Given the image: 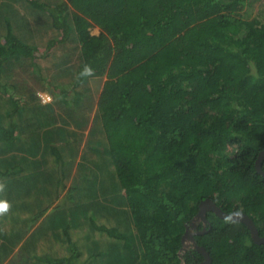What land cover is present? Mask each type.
Returning <instances> with one entry per match:
<instances>
[{
  "label": "trees",
  "instance_id": "16d2710c",
  "mask_svg": "<svg viewBox=\"0 0 264 264\" xmlns=\"http://www.w3.org/2000/svg\"><path fill=\"white\" fill-rule=\"evenodd\" d=\"M254 1L0 0V264H201L181 236L206 197L264 235ZM206 218L211 264H264L245 223Z\"/></svg>",
  "mask_w": 264,
  "mask_h": 264
},
{
  "label": "water",
  "instance_id": "95a60500",
  "mask_svg": "<svg viewBox=\"0 0 264 264\" xmlns=\"http://www.w3.org/2000/svg\"><path fill=\"white\" fill-rule=\"evenodd\" d=\"M263 158H264V148L258 152L257 157L255 159L256 170L264 176V170L261 167V163H262ZM208 210L213 211L219 217H223V218H225L226 216H228L230 214L240 212L241 216L240 217H234V220H238V221L245 223V225L250 230V234H251L252 239L255 242H257V243L264 242V235H259L257 227H256L253 219L246 212H244L242 210L224 211L220 206L217 205V203L212 198L206 197V198L199 201L197 213L190 220L189 224L186 225V228H185V230L181 236V242H182L181 249L186 247V241L191 242L192 245L194 247H196V249L203 254L204 258H203L201 264H211V258L209 256V253L205 250V248L203 246L197 245L195 243L194 237H193L194 228L191 226L193 224L196 225L200 219L205 224L207 222L206 212ZM203 229H204V227H203ZM199 232H201V231H199Z\"/></svg>",
  "mask_w": 264,
  "mask_h": 264
},
{
  "label": "rangeland",
  "instance_id": "374dc122",
  "mask_svg": "<svg viewBox=\"0 0 264 264\" xmlns=\"http://www.w3.org/2000/svg\"><path fill=\"white\" fill-rule=\"evenodd\" d=\"M259 8H263V9H264V0H257V1H254V4H253V6L251 7V10H252L253 13H256L257 10H258ZM99 30H100V28H99L97 25H92V26L90 27V32L93 33V34L98 33ZM65 49H66V48H62V47L58 46L57 49H56V51H55L54 54H53V59H52V56H50V57H47V58H39L38 61H40V62H41L43 65H45V66H50V65H51V66L49 67V69H51V67H52V65H53V63H54V60H55L56 56H59V55L65 50ZM50 71H52V70H49V71H47V72H50ZM104 79H105V75L103 74V75H101V76L99 77V79L97 80L98 82H94V83H93V90H94L95 95H97V93L99 92L100 87H101V85H102ZM38 91H39V90H38ZM38 91H36V94H37ZM51 96H52V95H51ZM24 214H25V213H24ZM24 214H23V215H24ZM96 233H97V232H96ZM96 233L94 232V235H95V236H97ZM100 234H101L100 236H97L98 238H104V239L107 238V237L105 236L104 233H100ZM77 237H78V235H74V238H77ZM82 240H83V239H82ZM78 242H80V240H79ZM189 245H191V242L186 241V247H188ZM43 248H44V246H43ZM53 249H54V245L51 246V249H50V250H53ZM56 250H57V253L60 254V253L63 251V247H62V246H58V245H56ZM85 254H86V251H85V249H84V252H83L82 255H85ZM13 255H14V254L9 255V256L7 257V259H8V258H11ZM7 259H5L4 262H5ZM4 262H3V263H4ZM1 264H2V263H1Z\"/></svg>",
  "mask_w": 264,
  "mask_h": 264
},
{
  "label": "clouds",
  "instance_id": "9594fccd",
  "mask_svg": "<svg viewBox=\"0 0 264 264\" xmlns=\"http://www.w3.org/2000/svg\"><path fill=\"white\" fill-rule=\"evenodd\" d=\"M85 72H89L90 73V69L89 68H85ZM2 187V186H0ZM10 208V205L8 204L7 201H2L0 200V214H4L6 213ZM241 216V213L240 212H236V213H233V214H230L228 216L225 217V221L228 222V221H232L234 219V217H240Z\"/></svg>",
  "mask_w": 264,
  "mask_h": 264
},
{
  "label": "built area",
  "instance_id": "2783aa9c",
  "mask_svg": "<svg viewBox=\"0 0 264 264\" xmlns=\"http://www.w3.org/2000/svg\"><path fill=\"white\" fill-rule=\"evenodd\" d=\"M37 95L43 102L49 101L51 99V95L49 94V92L44 90H39L37 92Z\"/></svg>",
  "mask_w": 264,
  "mask_h": 264
},
{
  "label": "flooded vegetation",
  "instance_id": "af4514ba",
  "mask_svg": "<svg viewBox=\"0 0 264 264\" xmlns=\"http://www.w3.org/2000/svg\"><path fill=\"white\" fill-rule=\"evenodd\" d=\"M197 225H198V223L196 225L193 224L191 227H193L194 230H195V228L197 227Z\"/></svg>",
  "mask_w": 264,
  "mask_h": 264
}]
</instances>
